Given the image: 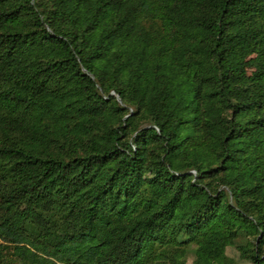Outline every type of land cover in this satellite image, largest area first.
Wrapping results in <instances>:
<instances>
[{"label":"trees","instance_id":"16d2710c","mask_svg":"<svg viewBox=\"0 0 264 264\" xmlns=\"http://www.w3.org/2000/svg\"><path fill=\"white\" fill-rule=\"evenodd\" d=\"M238 238L264 264V0H0V264Z\"/></svg>","mask_w":264,"mask_h":264},{"label":"rangeland","instance_id":"374dc122","mask_svg":"<svg viewBox=\"0 0 264 264\" xmlns=\"http://www.w3.org/2000/svg\"><path fill=\"white\" fill-rule=\"evenodd\" d=\"M254 70H249L248 74L252 75L254 74ZM144 123H140L139 126H143ZM248 241V243H253L251 238H248L247 240L244 238H238L231 246L227 247L225 250V258L224 261L226 264H249L242 256V248L245 247V242ZM251 245V244H249ZM195 246H190L187 248L185 252L184 261L185 264H192L196 260V254H195ZM8 253V252H7Z\"/></svg>","mask_w":264,"mask_h":264}]
</instances>
